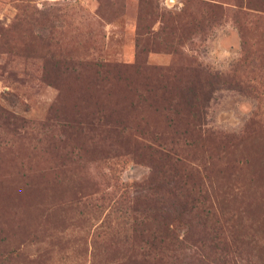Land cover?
Segmentation results:
<instances>
[{"label": "rangeland", "instance_id": "374dc122", "mask_svg": "<svg viewBox=\"0 0 264 264\" xmlns=\"http://www.w3.org/2000/svg\"><path fill=\"white\" fill-rule=\"evenodd\" d=\"M152 259L264 264V0H0V264Z\"/></svg>", "mask_w": 264, "mask_h": 264}, {"label": "trees", "instance_id": "16d2710c", "mask_svg": "<svg viewBox=\"0 0 264 264\" xmlns=\"http://www.w3.org/2000/svg\"><path fill=\"white\" fill-rule=\"evenodd\" d=\"M148 148H149V153H151V154H159V155H156V156L161 157V159L162 158L166 159V158L169 157V154H168L167 151H165V152H162L161 151L160 153H158L156 151L157 149H154L152 147H148ZM188 199H189V202H192V200H193V198H190L189 196H188ZM165 231H166V234H164V237L167 240V238L169 237V234H168V230H165ZM163 245H164V248H165L166 245H165L164 242H161L160 239H157L156 240V238H154L153 241H152V243L150 244V249H151L152 252L158 253L163 248ZM150 264H155V259L154 260L152 259V261L150 262Z\"/></svg>", "mask_w": 264, "mask_h": 264}]
</instances>
